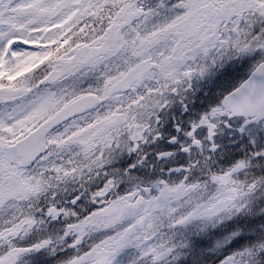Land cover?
<instances>
[{"label":"snow or ice","instance_id":"1","mask_svg":"<svg viewBox=\"0 0 264 264\" xmlns=\"http://www.w3.org/2000/svg\"><path fill=\"white\" fill-rule=\"evenodd\" d=\"M0 264H264V0H0Z\"/></svg>","mask_w":264,"mask_h":264}]
</instances>
